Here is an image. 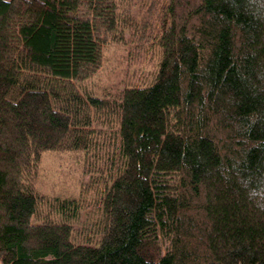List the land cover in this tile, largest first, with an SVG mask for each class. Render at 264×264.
<instances>
[{
	"label": "trees",
	"instance_id": "obj_1",
	"mask_svg": "<svg viewBox=\"0 0 264 264\" xmlns=\"http://www.w3.org/2000/svg\"><path fill=\"white\" fill-rule=\"evenodd\" d=\"M126 1L0 0V263L264 264V0ZM126 32L155 72L99 97ZM66 151L77 197L40 186Z\"/></svg>",
	"mask_w": 264,
	"mask_h": 264
},
{
	"label": "rangeland",
	"instance_id": "obj_2",
	"mask_svg": "<svg viewBox=\"0 0 264 264\" xmlns=\"http://www.w3.org/2000/svg\"><path fill=\"white\" fill-rule=\"evenodd\" d=\"M121 8L123 12L128 11L133 20H137L140 18L144 6L142 0H127ZM138 45L135 38L131 40L129 32L125 33L124 41L108 43L103 48L102 66L93 78L87 82V88L101 97L104 93L113 91L116 88L147 83L155 72L156 59L155 56L153 57L152 52L137 51L135 48ZM79 153L66 151L44 156L39 173L42 190L52 194L61 188L66 194L77 197L81 186L84 189L91 176L90 174H84L83 159ZM88 164L96 165L97 163L87 161L86 165ZM99 166L96 165L98 167L96 172L100 169L101 172H95L94 177L97 174L103 176L106 173ZM88 167L91 172H94L92 166ZM99 184H101L100 181ZM85 196L87 197L84 198L86 200L84 206L87 205V208H89L87 211L91 212L95 208V205L89 204L93 201L92 193ZM51 217H54V214ZM85 218L86 214L82 213L81 221Z\"/></svg>",
	"mask_w": 264,
	"mask_h": 264
},
{
	"label": "bare ground",
	"instance_id": "obj_3",
	"mask_svg": "<svg viewBox=\"0 0 264 264\" xmlns=\"http://www.w3.org/2000/svg\"><path fill=\"white\" fill-rule=\"evenodd\" d=\"M40 169V168H39Z\"/></svg>",
	"mask_w": 264,
	"mask_h": 264
},
{
	"label": "water",
	"instance_id": "obj_4",
	"mask_svg": "<svg viewBox=\"0 0 264 264\" xmlns=\"http://www.w3.org/2000/svg\"><path fill=\"white\" fill-rule=\"evenodd\" d=\"M1 264V263H0Z\"/></svg>",
	"mask_w": 264,
	"mask_h": 264
}]
</instances>
